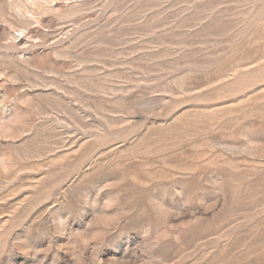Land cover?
<instances>
[{"label":"rangeland","instance_id":"obj_1","mask_svg":"<svg viewBox=\"0 0 264 264\" xmlns=\"http://www.w3.org/2000/svg\"><path fill=\"white\" fill-rule=\"evenodd\" d=\"M0 264H264V0H0Z\"/></svg>","mask_w":264,"mask_h":264}]
</instances>
